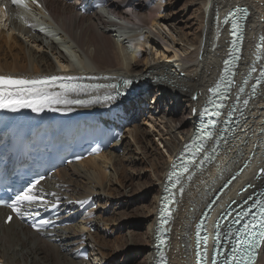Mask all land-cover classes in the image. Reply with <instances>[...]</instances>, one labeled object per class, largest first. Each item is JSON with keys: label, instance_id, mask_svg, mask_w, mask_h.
I'll return each mask as SVG.
<instances>
[{"label": "bare ground", "instance_id": "obj_1", "mask_svg": "<svg viewBox=\"0 0 264 264\" xmlns=\"http://www.w3.org/2000/svg\"><path fill=\"white\" fill-rule=\"evenodd\" d=\"M69 1L40 0L50 19L40 20L39 13H35L22 21L15 20L14 13H17L15 8L0 2V24L4 28L6 26L9 32L3 33L2 29L0 32V75L37 78L67 74L76 79H83L82 84L88 86L86 91L95 83L112 87L117 86L120 79L136 82L132 89L140 90L123 101L97 104L104 94L115 90L113 87L109 90L85 93L83 101L95 102L78 111H102L110 106L120 105V111L124 113L128 124L125 134L120 142L113 145L112 150L58 170L44 180L38 189L43 195L51 197L52 202H59L61 212L74 205H81L90 197L97 205H100L98 203L105 196L118 197V201L124 198L120 201L127 206L126 201L131 198L127 190L137 189L136 193H140L135 195L134 199L148 201L147 206L142 208L145 217L149 219V222L146 221L144 235L141 236L140 250L144 253V264H158L155 246L160 219L158 216L161 203L167 199L168 179L171 173L175 174L172 166L176 162L175 158L181 154L193 136L202 107L210 99L209 90L222 78V71L225 68L223 61L230 53L231 31L229 24L221 21L235 7L246 8L240 20L245 29L242 52L237 61L232 88L227 95V107L222 117L223 120L227 112L232 110L233 104L237 103L236 112L233 114L236 120L234 129L228 134L227 139L223 138L218 143V151L207 162L206 167L198 168L197 164L192 165L179 177L174 193V204L171 207L173 213L165 225L170 240L167 256L164 257L162 264H194L193 220L199 219L212 195L232 173L248 161L242 173L236 176L235 181L219 198L209 217L210 220L206 221V230L211 234L214 219L221 212L218 208H225L229 202L235 201L230 208L233 209L253 191L260 190L264 183V80H261L258 87L253 90V97L249 93V86L252 85L254 78H260L258 72L264 65V41L259 47L256 46L257 38L264 37V0H192V6L193 4L197 6L195 12L199 10L196 16L198 30L190 37L180 28V32H176L179 44L174 45L173 41L171 44L173 55L170 53L169 56L166 53L168 55L166 58L174 60L176 64L153 59L148 61V57H144L141 52L144 47L141 37H144V34L153 37L156 43L166 46L167 39L161 29V25L168 22L167 15L163 16L166 0L108 1L106 7L100 10L108 11L112 19L100 14V10L93 11L91 15H80L75 11L77 6L88 0ZM137 2L139 5H136ZM2 5L7 8L6 12L1 9ZM87 11L91 9H86L85 12ZM35 19L40 22H35ZM28 23L31 24L30 29L25 28ZM36 23L43 24L44 28H40ZM166 27L172 29L176 26L167 24ZM113 28L118 29L117 41L109 35L111 30H108ZM172 31L175 32L176 29ZM114 32L117 33L115 30ZM54 40L60 41L59 46ZM125 40L128 45L125 44ZM128 46L132 50L129 51ZM61 47L67 49L76 61L70 56L67 57L68 55L61 51ZM14 54L16 57H13ZM141 64L142 68L139 67ZM250 65L255 66L256 71L250 77H246V84L241 89V81ZM153 88H165L163 94L172 99L178 97L185 99L189 109L187 115L190 121L187 124L183 122L182 115L175 116L178 115L179 109L176 112L167 110L162 107L160 101H153V107L161 109L159 115L168 123L164 131L159 132L158 139L163 145L166 157L151 146L149 139L151 133L145 127L146 124H138L136 121L139 109L145 107L141 103L147 97L145 96L147 91H152ZM60 95L61 100H73L70 94L59 92L58 96ZM133 102L137 104L133 105ZM65 107H68L69 111L77 110V107L70 106V103ZM147 123L155 126L152 121ZM172 129L177 131V136L171 134ZM213 143L214 141L210 142L208 147ZM121 150L123 153L118 155ZM138 162L141 164L139 168ZM107 167L114 171L113 176H109L108 184L118 183L120 190L112 187L110 191L104 183L108 178L105 172ZM145 172H148V179L140 181L138 178H142ZM135 176H138L137 183H133ZM245 185L250 189L238 195L237 192ZM211 190H214L213 194ZM97 210L98 206L80 218L77 224L55 229L51 231L52 236L46 237L42 233L28 231L16 219L8 226L4 225L5 211L0 209V262L103 264L111 254V251L103 252L104 248H111L115 252L132 250L136 235H132L131 231H127V242L123 237H118L115 244L112 242L109 246L104 240L109 226L119 224V221L121 223L126 213L123 210L121 213L118 212L119 214L114 213L106 224L105 221L108 220L101 218L104 211L94 220ZM94 226H97L95 234L89 231V228L92 229ZM217 227L219 228L218 222ZM220 230H224V227H220ZM81 247H89V259L76 258V252ZM61 249L65 250L64 253H61ZM258 252L257 264H264V240Z\"/></svg>", "mask_w": 264, "mask_h": 264}, {"label": "rangeland", "instance_id": "obj_2", "mask_svg": "<svg viewBox=\"0 0 264 264\" xmlns=\"http://www.w3.org/2000/svg\"><path fill=\"white\" fill-rule=\"evenodd\" d=\"M112 1H114V0H110L109 2H112ZM187 1L188 0H166L167 4L165 5L166 7L163 8L164 9L163 16L167 15L168 22H165L164 23L165 25L164 24L161 25V29L163 30V33L165 34V37L167 39L166 46L156 43L154 41L153 37H151L148 34H144L143 35L144 37L140 36L142 42L144 43V47H143V50H141V52H142L144 57L145 56L148 57V59H149L148 61H151L153 59L155 61L157 60V61H161V62L166 61L167 64H176L174 60H168V58H166L168 55L169 56H171V54L173 55L174 51L171 48L172 42L175 41L174 45L179 44L177 42L176 32H180V30H182V32L184 34L188 35L189 37L192 36L194 33L195 34L197 33L198 29H197L196 16L199 14V10L197 12H195V9H197V6L194 4L192 6V0H189L190 2H187ZM69 2H72V0H70ZM136 5H139V2H137ZM143 11H146V10H143ZM99 12H100V14H102L105 17L107 16L111 19L113 18L112 15L108 11L103 10V12H102V10H100ZM93 13L94 12H92L91 14H93ZM87 14L91 15L90 13H87ZM117 22H119V21L117 20ZM161 22L162 21H160V24H161ZM167 24H173L176 27L175 28L172 27V29H170V27L169 28L166 27ZM1 25L2 24H0V32L2 29L3 33L6 32V34H8L9 32L7 30V27L5 26V28H4V27H2L3 25L2 26ZM179 28H180V30H179ZM173 29H176V31L175 32L172 31ZM110 30H111V32H109V35L115 41L119 40L117 37V36H119L118 29L113 28V29H109L108 31H110ZM114 30L117 31V33L114 32ZM32 35H34V30L32 31ZM55 41L56 40H54V42ZM59 42L60 41H58V42L56 41V44L58 46H59V44H58ZM125 44L128 45L126 40H125ZM174 49H176V47ZM128 50L130 51L132 49L129 48V46H128ZM37 51H38V49H37ZM61 51L66 56L68 55L67 57L70 56V58L73 61H76L75 58L71 55V53L67 49L61 47ZM21 53H23V52H21ZM39 53H41V51ZM7 55H9V53H7ZM13 57H16V55L14 54ZM143 59L144 58L142 57V61H143ZM139 67L142 68L143 65L141 64ZM157 86L160 87V85H157ZM164 89L165 88H160V89L159 88L158 89L153 88L152 91H149V92L147 91V94L145 95L147 97L143 99L142 103L140 102L141 105L144 104L145 107H142L139 109L136 121L138 124H146L145 127H147L151 133V136L149 137L150 142H151V146L155 149H158L159 152H161V154L163 153L162 155H164L166 157L165 150L162 147L163 145H162V143H160V141H158V139H159V132L164 131V129L168 126V123H167L166 119L164 120L161 117V115H159V112L161 109H159V108L156 109V107L155 108L153 107V101L154 102L156 100L160 101L162 103V107L164 106V108L167 110H173L174 112H176V110L179 109L181 112L179 111L178 115H175V116L180 117L182 115L181 117H183L184 123L189 124L190 119L187 115L189 109H188V106L186 104V100L181 98V97H178V99L177 98L172 99L170 96L168 97L167 94L166 95L163 94ZM135 104H137V103H134L133 105H135ZM129 106H130V103H128V107ZM148 121L154 122L153 124L155 126L152 127V125H149L147 123ZM171 134L177 136V131L172 129ZM124 142H126V140H124ZM122 153L123 152L121 150V152H118L117 154L121 155ZM137 165L139 168L141 166L140 162H138ZM105 172L107 173L108 178L106 180H104V183L107 184L110 191L112 190V187H115V189L120 190V186H118L119 185L118 183H114V184H110V185L108 184L109 176H113L114 171H112V169H110V167H107L105 169ZM145 173L143 174L142 178H138V176H135L133 178V183H137L139 180L145 181L146 179H148V177H147L148 172H145ZM145 177H147V178H145ZM113 182H114V180H113ZM134 190H135V188H129L127 190L130 192L129 195L131 197V198H129L128 201H126V202H128L127 206H125L126 203L122 204L120 201V200H123L124 198H121L118 201V197L110 198L109 196H105L98 203L100 205H97L98 210L96 211V215L94 217V220H95L97 215L100 216L101 213L104 211L101 218L108 220V221H105V223L107 222L106 224L109 223V219H111L113 217L114 213L119 214L118 212L121 213L122 210H123V212L126 213L125 219H122L121 223L119 221L118 222L119 224H113V225L109 224L110 228H108L107 232L105 233L106 236L104 238L106 243L107 242L109 243V244L107 243L109 246L112 242H113V244H115V239L118 237H123L124 238L123 240H125V242H127V239H126L127 231H131L132 235L133 234L136 235V237L134 236V238H135L134 244L135 245H133V247H132L133 249L130 251L125 250L126 252H123V251H118V252L116 251L115 252L111 248H104L103 252H107V251L110 252L111 251L110 252L111 254H109L110 255L109 259L106 260L105 262H103V264H144L143 263L144 253L140 249H141V245H142L141 244L142 243V237H143L144 232L146 230L145 229L146 228V221L149 222V219H147L145 217V214H144L142 208L147 206L148 201H145V200L140 201V200L134 199V197H136L135 195H138V193H140V192L136 193L137 189L135 191ZM148 198L150 199L151 197H148ZM107 199L109 200V203H107ZM90 230H91V233L93 232L95 234V232L97 230V226L96 227L94 226V228H92V229L89 228V231ZM85 234H87V231H85ZM8 238H10V237H8ZM21 239H23V237H21ZM9 242L10 243L12 242V238L9 240ZM118 246H120V244H118ZM108 249H110V250H108ZM87 250L90 251L89 247L87 248ZM60 251H61V253H64L65 250L61 249ZM83 264H86V262H84Z\"/></svg>", "mask_w": 264, "mask_h": 264}, {"label": "snow or ice", "instance_id": "obj_3", "mask_svg": "<svg viewBox=\"0 0 264 264\" xmlns=\"http://www.w3.org/2000/svg\"><path fill=\"white\" fill-rule=\"evenodd\" d=\"M36 2V0H33ZM13 4H24V0H12ZM245 11L246 10H240ZM235 28H239V25H236ZM233 36L236 39H240V36L237 34L236 31H233ZM264 41V37L261 38ZM235 43V42H234ZM260 45H258L259 47ZM230 61L225 60V68L224 72H228V65ZM252 71H256L255 66H253ZM260 77L264 78V70L260 71ZM75 77L67 76H50L44 77L40 79H20V78H12L6 76H0V109L7 110L10 112H17L21 108H30L33 112L40 113L43 112L46 105H48L54 97L48 94L47 89L50 87H56L57 81H67L59 83L58 87L63 89L65 92L77 93L80 91H84L88 86L83 85L80 83H73L72 81L75 80ZM124 84H130L131 81L125 80ZM257 84L260 83L258 79ZM99 87V86H97ZM116 88L115 85L112 86ZM219 85L216 86L218 88ZM216 88L210 89L209 91L215 93ZM121 95V93L117 92V96ZM109 101L115 100V96H108L106 98ZM57 103L61 101L56 100ZM67 103H75V104H83L84 101L82 100H72L66 101ZM211 102V101H210ZM247 103V101H245ZM39 181H35L30 183L27 187L21 189L20 191L16 192L13 197H10V202L8 203V207L12 209L13 212L19 214L20 212V205L22 204H32L37 203L43 200L42 196L34 194L32 192L33 187L38 184ZM5 201L0 199V205L4 204ZM256 206L259 207L260 214L264 216V202L258 201ZM250 214V213H246ZM12 217H8V221L10 222ZM40 223H48L47 221H41ZM34 228L37 227L36 224L32 225ZM250 227L253 229L259 228V231H253L251 233L252 239L251 240H237V244L233 245L232 247V256L227 258L225 264H257V258L259 255L258 250L261 247V241L264 240V220L260 222L259 225H249L244 224L243 228L239 231H243L245 233L249 232ZM199 231L197 232V236H199ZM241 249L243 252L241 253ZM199 256L200 253H197ZM161 257L163 258V252H161ZM198 264H203V258L198 262ZM212 264H216L215 259H213Z\"/></svg>", "mask_w": 264, "mask_h": 264}, {"label": "water", "instance_id": "obj_4", "mask_svg": "<svg viewBox=\"0 0 264 264\" xmlns=\"http://www.w3.org/2000/svg\"><path fill=\"white\" fill-rule=\"evenodd\" d=\"M245 189V188H244Z\"/></svg>", "mask_w": 264, "mask_h": 264}]
</instances>
